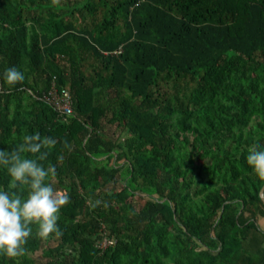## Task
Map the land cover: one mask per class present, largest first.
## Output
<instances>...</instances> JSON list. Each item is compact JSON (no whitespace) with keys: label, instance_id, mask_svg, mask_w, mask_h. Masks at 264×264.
I'll return each instance as SVG.
<instances>
[{"label":"trees","instance_id":"obj_1","mask_svg":"<svg viewBox=\"0 0 264 264\" xmlns=\"http://www.w3.org/2000/svg\"><path fill=\"white\" fill-rule=\"evenodd\" d=\"M36 131L62 234L0 264H264V0H0V148Z\"/></svg>","mask_w":264,"mask_h":264},{"label":"clouds","instance_id":"obj_2","mask_svg":"<svg viewBox=\"0 0 264 264\" xmlns=\"http://www.w3.org/2000/svg\"><path fill=\"white\" fill-rule=\"evenodd\" d=\"M24 78L23 71L15 65L3 72V79L9 85ZM56 144L55 137L36 131L25 134L18 147L0 148V167L9 177L7 186H0V254L8 257L25 254L24 245L33 234V225L36 235L43 238L62 234L58 213L71 197L67 191L46 182L55 174V167H45L42 163ZM245 158L252 172L264 179V144L257 141L249 146Z\"/></svg>","mask_w":264,"mask_h":264},{"label":"built area","instance_id":"obj_3","mask_svg":"<svg viewBox=\"0 0 264 264\" xmlns=\"http://www.w3.org/2000/svg\"><path fill=\"white\" fill-rule=\"evenodd\" d=\"M54 80L55 77L53 76L50 87L42 93L40 98L52 106L59 114L70 115L73 112L71 94L65 87H57ZM109 243H111L110 240L104 239L101 245Z\"/></svg>","mask_w":264,"mask_h":264},{"label":"rangeland","instance_id":"obj_4","mask_svg":"<svg viewBox=\"0 0 264 264\" xmlns=\"http://www.w3.org/2000/svg\"><path fill=\"white\" fill-rule=\"evenodd\" d=\"M105 130L107 131V133L111 134V133H115L117 132V129L114 127V125H108V124H104V127ZM261 224L264 225V220L262 219L261 220ZM54 241H49L48 244H53ZM34 256L35 258L37 259V262H40V261H43V258H41V249L37 250L35 253H34Z\"/></svg>","mask_w":264,"mask_h":264},{"label":"water","instance_id":"obj_5","mask_svg":"<svg viewBox=\"0 0 264 264\" xmlns=\"http://www.w3.org/2000/svg\"><path fill=\"white\" fill-rule=\"evenodd\" d=\"M259 197L262 200V202L264 203V184L262 185V187L259 190Z\"/></svg>","mask_w":264,"mask_h":264}]
</instances>
